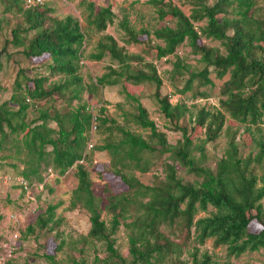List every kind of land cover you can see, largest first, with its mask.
Returning <instances> with one entry per match:
<instances>
[{"label":"trees","instance_id":"obj_1","mask_svg":"<svg viewBox=\"0 0 264 264\" xmlns=\"http://www.w3.org/2000/svg\"><path fill=\"white\" fill-rule=\"evenodd\" d=\"M26 1L0 0L6 12L21 17L0 48V71L3 59L15 54L8 51L10 45L25 58L40 61L34 66L35 74L19 67L12 96L0 104V148L14 151L13 158L23 164L19 175L30 186L35 182L47 185L45 171L49 169L60 180L70 168H78L79 181L72 191L70 208L80 206L90 215L91 227L85 241L99 244L106 253L103 257L96 255L95 262L217 264L213 253L202 249L209 239L217 247H226L228 258L264 248V3L187 0L192 4L187 14L171 1L150 0L158 19L167 23L153 29H137L125 15L118 25L125 31L126 44L141 45L145 54L153 53L161 59L175 55L187 43L192 53L200 56L202 67L196 69L176 54L170 71L174 92L162 95L163 79L157 65L147 61L142 53L128 51L112 34L103 35L96 51L86 55L90 60L99 61L107 56L112 61L107 71L87 88L80 73L87 42L81 21L71 14L62 18L53 15L54 10L45 2L29 6ZM84 1L89 10L90 30L104 32L115 23L117 14L112 5L96 11L93 1ZM203 21L204 25H198ZM204 37L219 41L225 51L206 43ZM213 72L218 78L229 74L222 86L219 106H202L191 112L185 102L171 101V96L188 91L193 92V98L208 97L200 87L214 84ZM55 76L60 77L51 81ZM144 83L156 84L155 97L162 114L173 130L182 132L177 143L169 142L140 97L126 88V84ZM115 85H121L134 103V111L123 113L126 125L110 117L107 107H101L97 113L94 105L83 101L86 89L97 92ZM3 88L0 79V90ZM30 112L36 113L32 119ZM94 112L98 116L97 130L104 128L110 134L116 130L120 136L106 139L103 144L94 143L88 149ZM188 113L189 121L183 123ZM227 115L243 125L244 133L250 136L249 144L258 150L244 156L241 144L247 145L246 141L237 139L239 128L228 126V147L214 170L202 165L194 151L203 155L206 144L218 139ZM130 121L149 130L148 138L130 129ZM104 150L111 156L113 172L127 185L126 190L109 196V221L102 217L101 197L94 193L89 171L81 163L95 151ZM154 152L170 154L169 158L197 178L184 180L178 175L176 164L165 161L164 177L157 175L152 184H144L133 169L149 171L152 162L146 154ZM57 207L49 204L41 210L29 231L36 227L55 230L59 222ZM202 212L206 214L201 215ZM254 222L261 227L253 229ZM122 225L128 238L129 257L117 247L116 234ZM65 244L62 239L55 252ZM46 256L54 261L55 253Z\"/></svg>","mask_w":264,"mask_h":264},{"label":"rangeland","instance_id":"obj_2","mask_svg":"<svg viewBox=\"0 0 264 264\" xmlns=\"http://www.w3.org/2000/svg\"><path fill=\"white\" fill-rule=\"evenodd\" d=\"M93 1L96 5V11L101 7L112 5L117 14L115 23L109 25L104 32L90 30L87 26V17L89 10L87 2L84 0H45V3L53 9V15L60 18L66 15H73L81 21L84 32L87 34V42L85 45V56L83 58L82 67L80 70L84 78V83L87 88L93 80L101 76L107 71L108 65L112 63L109 57H104L102 60H90L86 57L89 53L96 51L98 41L105 34H112L119 42L124 45L128 51L142 53L147 61H153L158 68V72L163 79L161 87L162 95L174 92V87L170 80V71L173 69L171 62L176 59V54L182 56L192 68H201L200 56L195 55L191 51V47L184 43L177 50L176 54L157 59L155 54H145L141 45L126 44L124 42L125 31L119 27L118 23L125 15H128L131 23L140 29L148 27L150 29L160 27L167 24L165 21L158 19L156 7L151 4L150 0H88ZM171 1L179 6L185 13L189 14L192 4L187 0H165ZM212 0H210L211 2ZM259 3H264V0H259ZM21 21V17L12 12H6L5 6L0 2V48L4 47L6 37H11V30ZM205 21L198 23L204 25ZM204 41L212 46H220L222 51L225 48L217 40L205 38ZM155 43V42H153ZM9 52L15 53L9 58L3 59V68L0 71V79L3 89L0 90V104L10 99L13 93L15 78L19 67L24 66L28 72L35 74L34 66L37 67L40 61H33L25 58L17 48L12 45L8 47ZM60 76L51 78V81L59 79ZM211 77L214 81L213 85L201 86L200 90L208 93V97H192V91L185 94H175L171 96V101L177 103L185 102L191 109V112L196 111L199 107L206 106L214 108L219 106L221 90L224 82L229 78V74L224 78H218L213 72ZM182 86V85H181ZM126 88L130 93L140 97L141 102L147 108L149 116L157 123L158 128L167 134L170 143H177L182 137V132L173 130V125L162 114L157 98L155 97L156 84L144 83L139 86L126 84ZM83 101L94 105L95 112L100 113L101 107H107V113L110 117L115 118L118 123L124 124L123 113L128 110L134 111V103L126 96L121 85L106 86L97 92H91L86 89L83 94ZM136 104V103H135ZM190 112V113H191ZM190 113L183 119V123H188ZM36 113L30 112L29 119L34 118ZM224 130L217 140L206 144L205 153L199 150L194 151V156L199 162L212 169L217 168L218 160L225 154L228 147V140L225 135V129L231 126L232 129L239 128L237 139L242 138L241 152L247 156L250 151L255 154L258 150L254 144L250 143V136L244 133V127L240 123L234 121L227 115ZM110 126V123L108 124ZM113 126V125H112ZM128 127L135 132L141 133L148 138L149 130L143 129L134 122L130 121ZM114 135V136H111ZM116 135V137H115ZM119 133L114 130L112 134L102 128L93 134V142L95 144H103L106 139L112 140L119 137ZM14 151L7 148H0V174L20 177L19 171L23 164L13 158ZM170 154L160 155L159 152L146 154L152 166L149 171L142 172L138 169H133L134 175L144 184H152L157 175L164 177L163 163L165 161L174 162L176 164L178 175L186 181H194L197 177L190 173L179 162L169 158ZM81 163L89 171L92 179V188L94 193L101 197V205L103 208L102 217L110 220L111 214L106 208L109 203V196L127 189V185L121 177L115 174L111 167V156L108 151H95L88 159L82 160ZM16 165V166H15ZM76 166L70 168L68 172L57 179V173L52 169L45 171L46 183L35 182L30 189L23 190L15 182L7 183L0 182V243L12 244L14 248L13 256L9 258L8 264H97L95 262L96 255L105 256V251L99 248V244L95 245L90 240L85 241V237L91 227L90 215L82 207L70 208V199L72 191L78 185ZM258 174H262V170H258ZM53 189V191H51ZM49 204L58 205L56 208V217L58 224L55 230L41 229L36 227L34 231H29V227L36 221L41 210H45ZM212 209V208H211ZM206 213L202 212L201 215ZM261 224L254 222L253 229H259ZM58 233H61L57 237ZM57 237V239H55ZM117 247L125 256L129 257V244L125 231V226H120L117 234ZM62 239L66 240L63 249L55 252L54 248ZM213 253L217 264H264V248L246 252L239 257H227V249L224 246H215L213 239H209L202 247ZM54 261L46 256L54 254Z\"/></svg>","mask_w":264,"mask_h":264},{"label":"built area","instance_id":"obj_3","mask_svg":"<svg viewBox=\"0 0 264 264\" xmlns=\"http://www.w3.org/2000/svg\"><path fill=\"white\" fill-rule=\"evenodd\" d=\"M27 5H40L45 2V0H27ZM94 107V106H93ZM92 107V108H93ZM98 116L94 112L93 114V123H92V128H91V135H90V141L88 143V149L93 148L94 142H93V134L97 131L98 129ZM0 182H4L5 184L7 183H13L15 182L18 185H23V187L28 191L30 189V185L28 184L27 180H25L23 177H12L11 175H5V174H0ZM14 248L12 244L8 243H0V264H8L9 258L13 256Z\"/></svg>","mask_w":264,"mask_h":264}]
</instances>
